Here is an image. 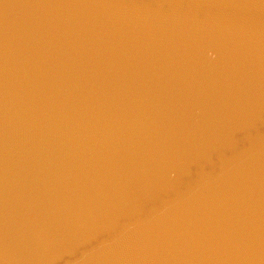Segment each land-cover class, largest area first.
<instances>
[{
    "label": "water",
    "instance_id": "1",
    "mask_svg": "<svg viewBox=\"0 0 264 264\" xmlns=\"http://www.w3.org/2000/svg\"><path fill=\"white\" fill-rule=\"evenodd\" d=\"M0 264H264V0H0Z\"/></svg>",
    "mask_w": 264,
    "mask_h": 264
}]
</instances>
